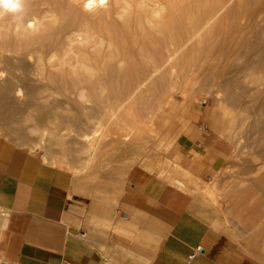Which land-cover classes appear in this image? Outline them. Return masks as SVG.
Wrapping results in <instances>:
<instances>
[{"label":"rangeland","instance_id":"obj_1","mask_svg":"<svg viewBox=\"0 0 264 264\" xmlns=\"http://www.w3.org/2000/svg\"><path fill=\"white\" fill-rule=\"evenodd\" d=\"M135 3L121 0L126 9L117 11L123 20L114 13L113 39L117 45H131L133 37L140 43L159 40V59L168 52V61L158 89H86L80 99L76 89L51 88L41 92L46 103L29 107L26 96L40 76L28 56L29 67L23 63L13 73L22 79L23 88L16 77L21 100L0 105V141L32 153L29 147L42 135L45 148L33 154L52 166L54 158L61 162L55 167L69 172L75 185L99 186L114 174L123 182L130 173L158 177L245 257L264 263V0H145L142 10L149 14L138 32L134 21L142 10ZM125 19L133 24L131 32L122 28ZM1 64L0 73L7 72L0 83L13 75ZM43 113L54 114L51 123ZM228 122L235 128L230 138L224 136ZM127 126L132 129L124 136ZM91 137L100 147L90 158L84 145ZM209 154L216 157L210 161ZM207 163L215 171L204 177Z\"/></svg>","mask_w":264,"mask_h":264},{"label":"crops","instance_id":"obj_2","mask_svg":"<svg viewBox=\"0 0 264 264\" xmlns=\"http://www.w3.org/2000/svg\"><path fill=\"white\" fill-rule=\"evenodd\" d=\"M101 182L75 185L69 172L0 141V264H264L158 177Z\"/></svg>","mask_w":264,"mask_h":264},{"label":"bare ground","instance_id":"obj_3","mask_svg":"<svg viewBox=\"0 0 264 264\" xmlns=\"http://www.w3.org/2000/svg\"><path fill=\"white\" fill-rule=\"evenodd\" d=\"M129 1L131 3V0ZM85 2L86 0H22L23 6L20 12H5L3 15H0V65H2L1 63H4L7 67V70L9 71L8 73L13 74L15 70L18 71V69H20L19 67L26 61L25 59H27L28 56H31L33 57L34 63L33 61H31L33 63V65L31 66L33 68L31 66L30 67L34 69V73L36 71L40 76V78L34 84V87L33 84H31L33 90L32 92L29 91L30 94H27V100L25 101V99L22 98L23 101L27 102V105L29 107L32 105L35 106L38 103H46L47 97L42 95L43 93L41 94V92L50 90L51 88H70L72 90L76 89L78 90L77 92H79L76 93L78 95V98L82 99L85 96L82 91L86 89L104 90L107 87L115 86L124 89H135V91L137 92V90L139 89H156L157 87H159V71L164 68L166 62L168 61V58L165 57L168 52L165 55L163 54L164 57L159 59V56L161 55H159V52L161 51L159 49V40H148V43H140L139 41L141 40L138 41L135 37H133V40L130 39L132 40L131 45H128L127 43H124L123 45H117V43L113 39L116 27V25L114 27L115 22L113 21V16L114 13H116L117 15L120 14H118L117 12L119 9H122L124 11L126 9L124 7L125 5L122 6L120 4L121 0H105L102 5L100 4V0H92V3L94 5L93 8L86 9ZM136 2L137 4H135L137 6V9L140 8L139 10H142L145 4V0H136ZM148 14L149 13L145 10L137 13L134 21L137 28L136 32H138V30L143 31L141 20L145 17L147 18ZM152 15L157 17V11H153ZM253 15L254 14H252V16ZM252 16L251 18L253 19ZM121 17V20H123L124 17L119 15V18ZM120 22L121 25L123 24L122 28H126L125 31L127 30L128 32H131L133 24H131L130 19H125L123 22ZM120 33L122 34V37L125 36L124 31L120 30ZM156 33L158 34L159 31H156ZM128 35L130 34L128 33ZM25 65L26 64L24 63V66ZM24 66L22 65V67ZM27 66L28 65H26L25 67ZM2 67L3 66H1L0 68ZM25 67L23 69H26ZM257 67L258 65L245 69L247 71L248 69H257ZM261 69L262 67L258 70L260 71ZM29 70V68L28 70L26 69L27 72ZM3 71L1 70V73ZM19 71L21 72V70ZM5 72L7 71L5 70ZM32 72L33 70L28 73ZM162 72L164 71L162 70ZM13 75V77L10 76V78L8 75L7 79L4 77V79L0 83V105H4L8 101L11 103L12 100H14L15 102H19L21 100L22 89L20 90L19 88H17V85L18 87L23 88V84L21 85V82L19 83V81H21L22 79L19 80V78H21H18L19 74H17L18 76H15V74ZM20 75L22 76V74ZM25 75L23 74V76ZM16 77L18 78V80ZM36 77L38 78L37 75ZM27 79H29V77ZM16 80L21 86H19V84L16 85ZM24 80L23 82H25ZM168 82L166 84H169ZM226 84H224V86ZM10 103H8L9 106L13 105L12 103ZM8 104L6 106H8ZM9 114L11 115L13 114V112L10 111ZM43 114H45L44 117L49 121V123H51L50 119L53 118V113ZM111 116H113V114ZM58 117L59 116H57L56 118ZM36 118L38 117H35V119ZM228 118L229 116L227 117V119ZM41 122L39 121V123ZM228 124L229 125L226 124L227 127L224 135L227 137H229L230 135L232 136L231 131L235 129L234 128L231 130V124L229 122ZM236 124L237 122L235 123V125ZM56 126L58 127V125ZM131 129L132 128L129 126L125 127L123 129L126 132L124 136H127ZM45 140L41 135L40 142L29 147L30 151L32 153L40 152L41 149L45 148V146H43L44 144L42 145L44 148H41V142H45ZM122 143L123 141L121 142V144ZM95 144L94 138L92 139L91 137L89 142L84 145L85 153L89 157L92 155L94 149L100 147L99 143L97 145ZM51 162L53 165L55 164L59 167L62 165V163L55 160V158L52 159ZM72 169L75 170L76 168L72 167ZM258 184H260V182ZM263 184L264 182L262 183V185Z\"/></svg>","mask_w":264,"mask_h":264},{"label":"clouds","instance_id":"obj_4","mask_svg":"<svg viewBox=\"0 0 264 264\" xmlns=\"http://www.w3.org/2000/svg\"><path fill=\"white\" fill-rule=\"evenodd\" d=\"M105 2H101L100 4L102 5ZM22 0H0V15H3L5 12H10V13H18L22 10ZM93 3L92 0H86L85 2V8L86 9H91L93 8ZM4 74L0 73V76H3ZM7 231V226L6 225H0V234L2 232ZM0 238H2V235H0Z\"/></svg>","mask_w":264,"mask_h":264},{"label":"built area","instance_id":"obj_5","mask_svg":"<svg viewBox=\"0 0 264 264\" xmlns=\"http://www.w3.org/2000/svg\"><path fill=\"white\" fill-rule=\"evenodd\" d=\"M3 214V212L0 210V215H2Z\"/></svg>","mask_w":264,"mask_h":264},{"label":"snow or ice","instance_id":"obj_6","mask_svg":"<svg viewBox=\"0 0 264 264\" xmlns=\"http://www.w3.org/2000/svg\"><path fill=\"white\" fill-rule=\"evenodd\" d=\"M101 2H103V0H101Z\"/></svg>","mask_w":264,"mask_h":264}]
</instances>
